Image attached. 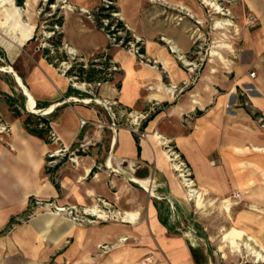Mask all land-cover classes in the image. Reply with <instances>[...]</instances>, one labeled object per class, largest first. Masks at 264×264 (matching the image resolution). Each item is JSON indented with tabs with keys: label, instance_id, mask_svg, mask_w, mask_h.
I'll use <instances>...</instances> for the list:
<instances>
[{
	"label": "crops",
	"instance_id": "obj_1",
	"mask_svg": "<svg viewBox=\"0 0 264 264\" xmlns=\"http://www.w3.org/2000/svg\"><path fill=\"white\" fill-rule=\"evenodd\" d=\"M239 3L257 27L241 31L237 59L233 66H224L231 67L230 76H217L210 60L201 70L189 67L186 72L179 66L186 65L181 56L188 66L202 59L193 51L199 25L205 20L195 0H115L121 21L129 34L142 40L143 53L154 64L137 65L135 57L111 47L103 37L87 42L79 51L81 61L92 54H107L116 68L110 81L93 85L99 97L94 102L100 107L91 103V92L73 87L64 73L43 58L28 72L15 71L35 106L45 105L36 114L48 120L53 139L25 130L27 116L19 105L26 96L11 73L0 72V94L11 97L21 111L16 116L0 97V122L7 129L6 134L0 133V264H134L151 253L170 264H195L186 240L159 222L150 199L137 214L123 212L127 224L80 225L51 210L27 215L33 198L71 208L100 199L113 201L128 190L116 175L118 170L126 180V175L135 177L142 166L153 165L169 187L152 134L156 132L174 143L204 200L240 194L235 224L254 240L259 236L258 227L264 225V0ZM5 8L10 9V3L0 4L1 20ZM19 8L21 19L34 25L32 39L35 19L28 9ZM7 30L4 37L11 44L0 45V53L13 65L11 59L16 61L31 39L20 45L21 30ZM189 54L198 58L188 60ZM51 105H57L55 110L44 115ZM151 107L155 110L149 117L158 113L143 129L148 134L139 139L138 156L129 123ZM77 141L83 147L75 154ZM58 150H65L56 157L59 167L47 168V156ZM126 214L132 217L127 219ZM122 237H127L125 243L120 242ZM133 244L139 248L132 249Z\"/></svg>",
	"mask_w": 264,
	"mask_h": 264
},
{
	"label": "rangeland",
	"instance_id": "obj_2",
	"mask_svg": "<svg viewBox=\"0 0 264 264\" xmlns=\"http://www.w3.org/2000/svg\"><path fill=\"white\" fill-rule=\"evenodd\" d=\"M92 1L95 2L92 3L88 0H67V4L72 7V10L69 11L63 7L65 4L60 3L58 0H36L34 2L23 0L20 5L17 3V0H13L14 5L28 9L26 10L28 11L27 13L33 15L35 19L34 24H36L35 35L34 39L24 47L25 50L19 54L16 61L13 58L11 59L13 65H10L11 63L0 53V68H5V71H7V68L11 67L16 72L17 70L28 72L37 64L40 58H43L42 50L44 48L49 49V55L56 63V67H52L59 73H64L72 63L87 64L89 61L94 60L97 57L96 54H92L90 59L84 61H81L79 57V51L85 49L87 42L95 39V37L107 39L106 32L103 31L96 22V12L97 8L100 6V0ZM195 2L201 7L205 19L201 22V25H199L200 30L197 32L199 38L196 40L195 48L193 49L194 52H198L197 56L202 58L196 60L198 69H203L210 60V65L217 70L215 72L217 76H221L223 73L230 76L231 67L228 70L225 69L224 64L210 56L214 42L219 37L220 32V30L214 29V20L228 19L233 24L228 31V41L233 46L234 52H222L223 56L231 61V66L234 65L237 59L235 55L239 49L241 31L246 29L254 30L257 26L255 22L252 23L250 21L249 12L240 8L239 0H214V2L220 6L221 13H216L204 0H195ZM240 17H243L244 22H240ZM60 19L62 20L61 25L58 24ZM1 21H4V19ZM7 29H9V31L13 30L12 25L10 23L8 25H3L0 22V45L11 44V42L8 41V37H4L8 32ZM16 29L18 28H15L14 31H16ZM58 41H60L62 46L57 47L56 44ZM15 43L17 44L18 42ZM71 48L75 49L76 53L71 52ZM117 49L128 53L126 48L120 47ZM62 53L67 55L69 59L68 62L62 61L60 57ZM197 56L189 54L188 60L194 59ZM136 63L139 66H148L145 61L141 62L139 58H136ZM182 65L179 64L186 72L188 68L191 67L184 64ZM67 78L71 81L70 83L73 87L81 91L86 90L87 92H91L89 93L92 98L91 103L97 106L100 105L94 102V99H99V97L93 84H91V86L86 82L76 81L74 77ZM238 96L240 98L242 97L239 92ZM22 100L24 102L23 105H19L22 114L25 116L37 115L26 109V98L23 97ZM158 107H161V105H158ZM99 109L100 112H105L104 108ZM34 119L33 117V120ZM119 124L126 125L127 122L120 121ZM152 134L154 135L155 133ZM159 135L162 136L161 133H159ZM156 140L159 144V152L162 156L163 166L161 171L167 175L170 182L169 187H167L162 175L159 174L158 170L153 165L142 166L136 170L135 175L138 179L148 180L150 182V191L144 190L141 186L133 182H127V179L125 180L120 173L121 170H118L119 173L116 175L126 183L128 190H125V193L120 197L113 198V201L100 199L90 203L88 206H77L75 208L81 212L83 209L86 211L97 210L98 214L103 215L102 218L82 215L78 221H72L80 225L100 223L127 224L124 222L125 218L123 212L137 214L140 210H143V203L150 199L153 204L158 207V212L162 219L170 226V232L177 233L186 240L189 246V253L195 264H236L238 261H247L251 264H262L263 262H255V258L246 249L242 248L237 252L228 245L224 249L226 256L223 257L224 253H222L218 247L222 243L223 234L227 230L233 227L238 228L235 224V216L240 205L236 202L238 200L231 197L234 206L229 214L225 213L219 207V200L213 205H210L213 199L205 200V205L202 208H198L194 198L189 196V190L196 189V187L185 186L184 179L187 177L183 176V172L177 170V162L173 157L174 155H172V151H176L178 154L179 152L176 150L174 143L163 136L161 139ZM79 144V141H77L75 143V148H79ZM80 149L81 148H79V151ZM79 151H75V154ZM179 155L182 161L186 163V167L189 168L181 154ZM190 175V178L194 181L192 173ZM131 186L136 190L132 189ZM206 198L208 199V197ZM87 213L91 212L89 211ZM27 215H31L30 207ZM26 219L27 217H24L21 221ZM258 232L259 236L256 237L255 240L258 242V245L264 246V225L262 223L258 227ZM126 241L127 237H122L120 239L121 243H125ZM251 243L256 248L255 244L253 242ZM138 246L139 245L133 244L131 248L136 249L139 248ZM155 252H157V249H155ZM134 264H170V260L165 261L163 258H157L154 256V253H151V255H146L137 259Z\"/></svg>",
	"mask_w": 264,
	"mask_h": 264
},
{
	"label": "bare ground",
	"instance_id": "obj_3",
	"mask_svg": "<svg viewBox=\"0 0 264 264\" xmlns=\"http://www.w3.org/2000/svg\"><path fill=\"white\" fill-rule=\"evenodd\" d=\"M32 2L36 0H30ZM60 3L65 4L63 7L66 8L67 10H72V7L67 4V0H58ZM205 3L209 6H211L216 13H221V8L219 5H217L214 0H204ZM5 3H10L11 8H5V18L4 21H1V24L5 25L9 21L12 20L11 25L12 28H19L21 30V36L19 40V44L23 45L25 42H28L31 39V35L34 30V25L30 24L27 21H24L21 19V9L17 6L14 5L13 0H0V4L3 5ZM118 16L120 14L118 13ZM233 26L232 22L228 19H215L213 22V27L216 30H220L219 32V37L215 40L214 45L211 50L210 56L213 59L219 60L224 66L228 67L230 64V61L226 59L223 56V51L226 52H234L233 46L231 43L228 41L229 36H228V31L229 28ZM172 48L174 51H178L177 47L175 45H172ZM71 52H75L74 49H70ZM183 62L186 65H189L188 61L184 59L182 56L180 57ZM0 71H5V68H0ZM215 71V70H213ZM8 73H11L14 78L16 79L18 85L22 88L23 93L26 95V107L28 111L32 113H38V109L35 106V100L33 96L27 91L25 86L22 84L21 79L19 75L11 68L8 67L7 71ZM157 98L160 99V96L157 95ZM86 103H89L90 100H84ZM57 105H51L50 107L46 108L42 113L44 115L52 113ZM155 139H161L162 136L159 135V133H155L154 135ZM263 151V149H260ZM110 166V164H108ZM132 180L140 185L144 190L150 191L149 184L150 182L148 180H143V179H138L135 177H132ZM187 185V184H186ZM189 196L194 198V201L196 203V206L198 208H202L205 205V200L203 193L198 192L196 189H190L189 190ZM216 201L210 202V205L215 204ZM219 207L227 214H229L232 211L233 203L231 201V198H223L219 200ZM95 214H97V210L93 211ZM102 214H98V218H102ZM132 216L129 214H126V218L129 219ZM226 242V243H225ZM256 244V241L254 238L250 235H248L244 230L237 229V228H231L227 230L223 234L222 238V243L219 245L218 249L224 253L225 247L228 245L232 249H235L237 252L240 251L242 248L246 249L254 258L255 262H264V246L260 245L259 250L256 249L252 243ZM226 254H223V257H225Z\"/></svg>",
	"mask_w": 264,
	"mask_h": 264
},
{
	"label": "built area",
	"instance_id": "obj_4",
	"mask_svg": "<svg viewBox=\"0 0 264 264\" xmlns=\"http://www.w3.org/2000/svg\"><path fill=\"white\" fill-rule=\"evenodd\" d=\"M100 6L103 7L105 9V11L103 12L104 14H108L109 18H102L100 20L101 22V29L103 31L106 32V36L108 39V42L110 44L111 47H117V48H126L128 53L136 58H139L141 62H146L147 65H151L154 64L153 61L149 60L148 58L145 57L144 53H143V49H142V40L140 38L137 37H133L129 34L127 27L122 23L120 17L118 16V12L115 10H112L111 7L115 6V1L113 0H100ZM99 6V7H100ZM98 10V8H97ZM119 18V19H118ZM250 21L252 23H254V19L253 17L250 16ZM119 22L122 23V26H119ZM192 64V63H191ZM192 69L189 68L191 71L198 69V63L193 64ZM108 71H116V68L112 65ZM250 76L253 77L254 76V72L250 73ZM100 84H97L96 86H98ZM249 90V92L252 89H247ZM107 108L110 110V106H107ZM155 110L154 107H151L150 111L146 112V113H140L135 115L134 117L131 118L130 120V129L131 131L139 138V139H145L147 136V132L145 130H141V125L142 123L149 117L150 112H153ZM112 117L114 118V114L112 112H110ZM82 125L85 124L84 121L81 122ZM114 126V123H113ZM0 133H7V129L6 127H4L1 122H0ZM51 139L54 138V135L52 134V132H49L48 135ZM83 145L79 144V148H82ZM79 148L76 149V152L79 151ZM63 152H65V150H58L56 152L50 153L47 156V160H46V166L48 164L47 168H53L56 164V157L58 154H62ZM172 155H174L173 157L176 159L177 162V170L183 172V176L187 177L184 179L185 186H189V187H195V183L194 181L190 178V170L188 167H186V163H184V161H182V159L180 158V155L178 153H176V151H172ZM187 184V185H186ZM234 199H239L240 198V194L236 193L233 196ZM28 205L31 209V215H33L35 212L40 211V210H51L53 211L55 214H61V215H66L67 217H69L71 220L74 221H78L80 219V217H82V215H91L92 217H96L98 218V213L95 214L93 212V210H89L91 213H87L89 211H86L85 209L81 211H78L77 209H75L74 207H61V206H57L56 204H54L53 202H42L39 201L35 198L30 199L28 202Z\"/></svg>",
	"mask_w": 264,
	"mask_h": 264
},
{
	"label": "trees",
	"instance_id": "obj_5",
	"mask_svg": "<svg viewBox=\"0 0 264 264\" xmlns=\"http://www.w3.org/2000/svg\"><path fill=\"white\" fill-rule=\"evenodd\" d=\"M22 1L23 0H17V3L20 5ZM111 9L116 11L115 6H112ZM104 11L105 9L100 6L98 7V10L96 12V22H97V25H99L100 27L102 25L100 20L102 18H109L108 14L103 13ZM61 23H62V20L60 19L58 21V24L61 25ZM119 26H122L121 22H119ZM33 39L34 37L31 40ZM56 45L57 47L62 46L60 41H58ZM49 52H50L49 49L44 48L42 50L43 58L47 61L48 64L52 65L53 67H56V63L54 62L53 58L50 57ZM60 57L62 61H65V62L69 61L65 53H62ZM110 61H111V58L109 55L100 54L94 60L89 61L87 64H83V63L70 64V66L65 70L64 75L65 77H70V78L74 77L76 81L86 82L88 84H93L96 86L97 84H102V83H105L111 80L112 78L111 76L114 71H108V69L112 66V63ZM0 97L6 99L8 105L11 108H13L12 110L14 111L16 116H20L21 112L18 111L19 109L14 107L15 103H14V100L11 99V97L4 96L1 94H0ZM36 108L42 109V108H45V105L41 106L40 104L37 103ZM157 113L158 111L155 112V114ZM155 114L148 117L142 123L141 130H143L144 127H146L147 123L154 118ZM197 114H200V113H197ZM33 117L35 118L34 120H33ZM24 128L29 134L39 137L41 139H45V135H49V132H50V129L48 127V120L45 117H42L39 115H35V116L28 115L24 121ZM135 141H136L137 153H138V156H140L141 148L139 145V138L136 135H135ZM58 167L59 165H56L54 170H56ZM48 171L49 169H46V173ZM155 208L158 211V207L156 205H155ZM158 219H159V222L163 226L167 227L166 221L162 219L159 212H158Z\"/></svg>",
	"mask_w": 264,
	"mask_h": 264
},
{
	"label": "water",
	"instance_id": "obj_6",
	"mask_svg": "<svg viewBox=\"0 0 264 264\" xmlns=\"http://www.w3.org/2000/svg\"><path fill=\"white\" fill-rule=\"evenodd\" d=\"M20 86V85H19ZM24 95H25V93H23ZM26 96V95H25ZM126 177H127V179L129 180V181H131V182H133L134 184H137V183H135L133 180H132V177L130 176V175H126ZM138 185V184H137ZM138 186H140V185H138Z\"/></svg>",
	"mask_w": 264,
	"mask_h": 264
}]
</instances>
